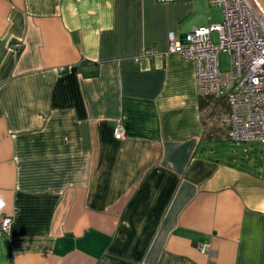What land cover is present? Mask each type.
<instances>
[{
    "label": "crops",
    "instance_id": "0c3cea01",
    "mask_svg": "<svg viewBox=\"0 0 264 264\" xmlns=\"http://www.w3.org/2000/svg\"><path fill=\"white\" fill-rule=\"evenodd\" d=\"M203 3L0 0V264H264V150L218 154L165 55Z\"/></svg>",
    "mask_w": 264,
    "mask_h": 264
},
{
    "label": "built area",
    "instance_id": "2783aa9c",
    "mask_svg": "<svg viewBox=\"0 0 264 264\" xmlns=\"http://www.w3.org/2000/svg\"><path fill=\"white\" fill-rule=\"evenodd\" d=\"M194 1H206L211 7L222 9L223 23L198 28L180 37L169 33L165 55H179L195 65L200 96L226 98L230 107L228 135L232 142L264 143V26L246 0H157L163 4ZM213 33L218 34V43L213 42ZM223 53L231 57V71L221 69ZM158 55V51L148 50L143 57L151 60ZM115 135L118 140L125 136L121 124L117 125ZM12 224L10 218H4L0 226L4 236L10 235ZM205 249L202 246L200 250Z\"/></svg>",
    "mask_w": 264,
    "mask_h": 264
},
{
    "label": "rangeland",
    "instance_id": "374dc122",
    "mask_svg": "<svg viewBox=\"0 0 264 264\" xmlns=\"http://www.w3.org/2000/svg\"><path fill=\"white\" fill-rule=\"evenodd\" d=\"M195 18L199 21L206 20L207 26L214 24V23L222 24L224 21L222 9L210 7V5H208L207 3L206 4L203 3V6L198 9L197 15L195 16ZM183 32H187V31L183 30ZM212 40L214 43H218L219 36L217 33H213ZM220 64H221V69L223 72L231 71L232 65H231L230 55L227 53L221 54ZM211 111L213 112L210 106L206 110H204L201 114L205 118V122H208L207 123L208 125L213 120L217 124L216 126L218 127V129H216V132L212 131V133L210 134L211 140L209 141L212 142L213 144L211 146H213L214 149H217L218 154L225 155V157L229 159V156L234 153L235 154L239 153V155H242V153H247L249 151L264 150V145L259 142L234 143L228 139L227 132H229V129H230V110L229 108L227 109L225 106L224 107L219 106V108L214 113V115L215 114L216 115L213 117H209Z\"/></svg>",
    "mask_w": 264,
    "mask_h": 264
},
{
    "label": "trees",
    "instance_id": "16d2710c",
    "mask_svg": "<svg viewBox=\"0 0 264 264\" xmlns=\"http://www.w3.org/2000/svg\"><path fill=\"white\" fill-rule=\"evenodd\" d=\"M210 106H211L213 112L212 111L210 112L209 117H213L216 115V114L214 115V113L219 108V106H222V107L225 106L227 109L229 108V110H230L229 104H228L225 97H218L215 95L199 96V108H200L201 112H203L204 110H206ZM206 132H208V131H206ZM227 137L230 140L229 135H227ZM209 138H211V136Z\"/></svg>",
    "mask_w": 264,
    "mask_h": 264
},
{
    "label": "water",
    "instance_id": "95a60500",
    "mask_svg": "<svg viewBox=\"0 0 264 264\" xmlns=\"http://www.w3.org/2000/svg\"><path fill=\"white\" fill-rule=\"evenodd\" d=\"M249 7L255 9L264 26V0H246Z\"/></svg>",
    "mask_w": 264,
    "mask_h": 264
}]
</instances>
